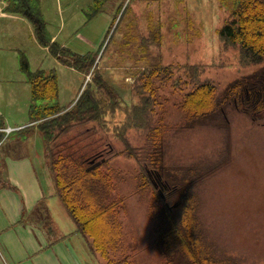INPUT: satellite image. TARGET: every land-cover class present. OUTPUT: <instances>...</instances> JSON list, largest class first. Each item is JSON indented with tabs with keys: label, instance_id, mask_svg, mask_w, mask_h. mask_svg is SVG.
Here are the masks:
<instances>
[{
	"label": "rangeland",
	"instance_id": "rangeland-1",
	"mask_svg": "<svg viewBox=\"0 0 264 264\" xmlns=\"http://www.w3.org/2000/svg\"><path fill=\"white\" fill-rule=\"evenodd\" d=\"M101 1L102 9L92 16L90 5L94 0H41V9L49 36L58 33L57 42L71 53L97 55L96 74H101L115 90L121 106L137 103L133 87L138 71L145 68L150 55L156 56L158 52L150 47V54L143 55L140 40L147 36L150 27L158 25L163 63L203 65L201 78L213 81L219 95L234 81L263 72L264 63L240 67L237 50L220 46L217 32L229 9L218 0ZM21 56L31 71L48 73L53 69L57 76L58 98L43 104L57 102L60 107H71L94 76L87 79L79 72L61 69L36 41L25 18L0 21V118L13 126L29 122L32 104L27 77L20 69ZM176 75L181 73L175 74L174 79ZM155 86H159L155 116L163 117L168 125L163 143L165 165L177 173L191 166L199 168L193 192L208 243L219 256L236 258L242 264H264V111L254 122L229 105L223 114L185 128L178 107L185 93L182 85L171 81ZM107 96L106 92L98 93L99 98L109 102ZM109 120L111 127L122 120V112L116 111ZM89 126L75 128L70 137L58 139V150L66 139L74 138ZM102 136L99 131L95 138L78 137L71 141L72 149L85 154L95 150L106 158L113 155L107 144L117 152L123 150L124 146L114 140L111 132L105 135L106 141ZM127 136L134 147L142 149L144 164L150 154L145 132L129 131ZM16 138L20 139L13 133L4 144L14 143ZM19 151L13 150L15 154ZM108 167L102 168V172H109L112 198L123 206L118 211L122 227L118 252L109 254V259L126 264H166L155 232L159 190L154 191L150 183L144 190L139 187L141 169L132 159L115 156ZM150 179L155 183L153 176ZM103 263L109 264L107 260Z\"/></svg>",
	"mask_w": 264,
	"mask_h": 264
},
{
	"label": "trees",
	"instance_id": "trees-1",
	"mask_svg": "<svg viewBox=\"0 0 264 264\" xmlns=\"http://www.w3.org/2000/svg\"><path fill=\"white\" fill-rule=\"evenodd\" d=\"M0 3L4 4L6 13L28 20L36 41L47 48L61 64L83 75L90 72L91 77L94 75L70 108L60 107L57 102L53 105L43 104L58 98L55 72L45 74L40 70L31 71L25 57L21 56L20 59V69L30 86L32 104L28 111L29 120L37 123L35 129L43 140L47 170L55 195L75 225L77 233L85 239L89 251L103 261L107 260L109 264H126L122 260L109 259V254L115 255L118 252L116 249L122 231L118 211L123 206L122 202L120 204L112 198L109 172H102V168H109L110 159L122 155L134 160L140 167L139 187L142 190L149 183L154 191L159 190L155 232L166 264H242L236 258L217 255L207 241L193 192L199 168L191 166L177 173L165 165L163 143L168 125L164 123L163 117L155 116L159 106V86L155 84L163 85L173 81L182 85L181 89L185 93L178 107L185 128L205 122L216 114H223L229 105L255 122L264 111V68L263 72L234 81L219 95L213 81L201 78L203 65H165L160 53L163 45L161 26L150 27L147 36L140 40L141 53L149 55L147 49L155 47L157 55H150L149 60L146 57L148 63L141 72L138 71L133 87L137 103L121 106L115 90L101 74H96L97 55L74 54L57 41H52V36L46 30L41 0H0ZM218 3L229 9L225 23L217 32L220 46L224 50H237L240 67L248 68L264 63V0H218ZM102 5L101 0H94L90 5V16L98 14ZM190 41L189 36L188 43ZM177 73H181V77L176 75L174 79ZM102 91L108 93L109 102L98 97ZM116 111L122 112V120L110 127L109 118ZM83 125L90 126L74 138L66 139L58 150V139L69 136L75 128ZM3 127L0 119V129ZM99 131L104 141L107 140L105 135L111 132L114 140L124 146L123 150L117 152L113 145L107 144L108 152L113 153L108 158L98 155L99 152L95 150L91 154L81 153L79 149L73 151L71 141L78 137L82 140L95 138ZM129 131L145 132L150 154L144 164L140 155L142 149L134 147L127 138ZM3 138L4 135L0 133V142ZM91 162H100V165L87 170ZM151 176L155 183L150 179Z\"/></svg>",
	"mask_w": 264,
	"mask_h": 264
},
{
	"label": "crops",
	"instance_id": "crops-1",
	"mask_svg": "<svg viewBox=\"0 0 264 264\" xmlns=\"http://www.w3.org/2000/svg\"><path fill=\"white\" fill-rule=\"evenodd\" d=\"M13 20L19 16L6 13L0 3V21ZM53 59L61 69L77 72ZM6 121L13 128L31 123L13 126ZM16 134L20 139L0 149V264H104L89 251L69 216L62 214L35 125Z\"/></svg>",
	"mask_w": 264,
	"mask_h": 264
},
{
	"label": "water",
	"instance_id": "water-1",
	"mask_svg": "<svg viewBox=\"0 0 264 264\" xmlns=\"http://www.w3.org/2000/svg\"><path fill=\"white\" fill-rule=\"evenodd\" d=\"M91 163H92L91 166L87 170H92L93 168L100 165V162H96V163L91 162Z\"/></svg>",
	"mask_w": 264,
	"mask_h": 264
},
{
	"label": "built area",
	"instance_id": "built-area-1",
	"mask_svg": "<svg viewBox=\"0 0 264 264\" xmlns=\"http://www.w3.org/2000/svg\"><path fill=\"white\" fill-rule=\"evenodd\" d=\"M11 131H12V130L9 129V128H8L7 130H5L6 133H9V132H11Z\"/></svg>",
	"mask_w": 264,
	"mask_h": 264
}]
</instances>
